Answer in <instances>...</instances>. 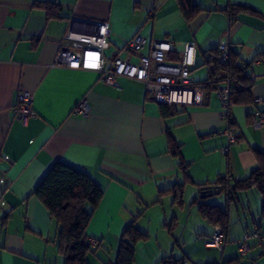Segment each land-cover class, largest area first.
I'll use <instances>...</instances> for the list:
<instances>
[{
  "label": "crops",
  "instance_id": "crops-1",
  "mask_svg": "<svg viewBox=\"0 0 264 264\" xmlns=\"http://www.w3.org/2000/svg\"><path fill=\"white\" fill-rule=\"evenodd\" d=\"M36 1L56 2L59 16L47 17ZM192 2L200 10L187 19L179 0H0V264H64L58 225L33 194L58 160L86 171L104 190L87 229L97 248L89 264H113L134 219L148 235L136 244L135 264H164L167 258L231 264L241 256L236 264H264L259 190L238 192L230 201L226 192L225 201L203 196L205 185L220 177L232 183L249 177L259 165L258 151L264 152V125L252 123L264 112V0ZM100 21L110 28L108 59L127 57L126 41L137 34L146 44L132 55L136 63L160 41L173 43L167 61L175 63L185 43L195 41V84L211 78L210 54L228 41L237 63L260 59L247 70L255 76L254 101L233 105L232 126L217 91L202 87L201 103L178 105L177 113L164 117L140 81L119 77L109 85L96 70L54 65L68 31L96 32ZM21 90L35 93L26 124L14 111ZM82 99L89 106L86 117L76 112ZM228 125L240 138L224 152ZM171 140L181 145L187 171L170 151ZM176 184L184 185L179 200L169 191ZM207 204L228 212L223 250L207 246L216 226L201 213ZM252 231L258 235L248 238L242 255L245 234Z\"/></svg>",
  "mask_w": 264,
  "mask_h": 264
},
{
  "label": "trees",
  "instance_id": "trees-1",
  "mask_svg": "<svg viewBox=\"0 0 264 264\" xmlns=\"http://www.w3.org/2000/svg\"><path fill=\"white\" fill-rule=\"evenodd\" d=\"M179 3L187 19L194 18L196 13L200 10L199 7L193 4L192 0H179ZM35 6L43 8L49 18L59 16L60 7L56 2L36 1ZM237 10H239L238 7ZM233 12L234 9L230 11L231 14H233ZM216 51L217 48L212 51L211 54L216 53ZM177 59L179 60L180 58ZM208 61L210 64L215 60L210 58ZM244 63H237L232 52L229 63L222 65L216 60V70L211 71V78L217 81L214 82L212 86L203 85L202 87L216 90L221 80L218 74L220 71L224 70L228 75L240 83L239 89L232 95V104L252 103L254 101L252 93L253 81L250 73L247 71L251 65L248 63V68H244ZM178 105L180 104L161 103V114L166 117L170 114L177 113ZM229 122L230 125H234L231 116ZM169 149L172 154L179 159L180 167L187 171L188 164L183 161L180 150L181 145L171 140ZM258 152L259 165L253 170L249 177L236 180L233 183L230 179L220 177L213 183L214 185H205L206 187H204L203 193H210L213 189L217 188L221 190V193L226 192L230 201L235 198L234 195L238 192L257 188L262 196V213L264 216V152ZM207 188L209 189L207 190ZM183 189L184 185L176 184L169 189V191L175 193V197L179 200L182 196ZM33 194L45 204L58 225L57 246L59 253L64 257V264H89L88 256L90 253H96L97 248H93L90 243L87 229L93 214L98 209L104 197V190L86 171L68 162L58 160L49 168L35 188ZM200 209L203 216L210 223L221 225L226 235V229L229 224L228 212L221 209L218 205H202ZM147 239L148 235L138 228L136 219H134L123 232L120 247L113 264H135L136 244L139 241H145ZM172 259L173 258L164 259L163 263L184 264L186 260V258ZM241 259L242 256L229 263L236 264L240 262Z\"/></svg>",
  "mask_w": 264,
  "mask_h": 264
},
{
  "label": "built area",
  "instance_id": "built-area-1",
  "mask_svg": "<svg viewBox=\"0 0 264 264\" xmlns=\"http://www.w3.org/2000/svg\"><path fill=\"white\" fill-rule=\"evenodd\" d=\"M96 32L68 31L62 38L60 47L55 59V66H66L73 69H91L100 73L102 80L109 85H115L119 77H127L140 81L145 84L147 91L156 101L163 104H192L203 101V85L212 86L214 78H209L202 85L195 84L191 77L193 66L195 65V56L197 44L195 41H187L181 52L180 59L175 63L167 61V55L174 46L170 41L155 42L151 53L148 56L141 57L138 63L132 61V55L141 51L146 44V38L140 34L126 41L123 48L128 52L127 57L121 54L108 59L105 51L110 47V28L106 21H100ZM231 56L230 44L228 41H222L217 47L216 53L210 54V58L217 60L220 64L229 63ZM256 59L253 63H258ZM215 61L210 63L211 71L216 70ZM253 63H250L252 65ZM248 63L243 67L248 68ZM250 67V66H249ZM221 78L216 88L222 104L224 106V117L229 120L231 116L232 95L239 89V81L233 79L226 71L222 70L218 74ZM254 79L255 76L251 75ZM35 93L33 91L21 90L19 92V101L14 108L16 118L26 124L34 114L33 102ZM76 112L86 117L89 115V106L86 99H82ZM254 127L261 128L264 125V113L256 114L252 118ZM228 142L224 152L229 147L239 141V133L228 125L225 130ZM229 179L228 176H224ZM258 232L252 231L245 234V240L240 247L242 255L248 251V238L257 236ZM226 235L221 225H216L207 246L216 247L223 250L226 246ZM93 243H97L93 239ZM184 264H190L186 259Z\"/></svg>",
  "mask_w": 264,
  "mask_h": 264
},
{
  "label": "water",
  "instance_id": "water-1",
  "mask_svg": "<svg viewBox=\"0 0 264 264\" xmlns=\"http://www.w3.org/2000/svg\"><path fill=\"white\" fill-rule=\"evenodd\" d=\"M79 22H85V23H87V24H89L88 22L89 21H84V20H80ZM99 27V26H98ZM209 188H207V190H208ZM221 193V190L220 189H217V188H215V189H213V191L212 192H210V193H206V192H204V197L205 196H209V195H213V194H220Z\"/></svg>",
  "mask_w": 264,
  "mask_h": 264
},
{
  "label": "rangeland",
  "instance_id": "rangeland-1",
  "mask_svg": "<svg viewBox=\"0 0 264 264\" xmlns=\"http://www.w3.org/2000/svg\"><path fill=\"white\" fill-rule=\"evenodd\" d=\"M109 49V48H108ZM108 49H106V50H108ZM109 51H111V50H109ZM210 199H213V201L214 200H217V199H220V200H223V201H225L226 199H225V194L224 193H222V194H217V195H215V196H212Z\"/></svg>",
  "mask_w": 264,
  "mask_h": 264
}]
</instances>
